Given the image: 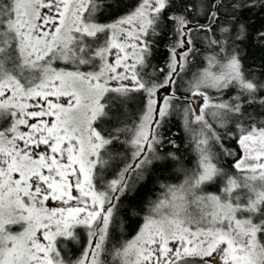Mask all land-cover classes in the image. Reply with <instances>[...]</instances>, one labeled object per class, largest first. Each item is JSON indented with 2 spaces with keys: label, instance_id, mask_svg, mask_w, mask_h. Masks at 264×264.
<instances>
[{
  "label": "snow or ice",
  "instance_id": "6c2138e0",
  "mask_svg": "<svg viewBox=\"0 0 264 264\" xmlns=\"http://www.w3.org/2000/svg\"><path fill=\"white\" fill-rule=\"evenodd\" d=\"M0 264H264V0H0Z\"/></svg>",
  "mask_w": 264,
  "mask_h": 264
},
{
  "label": "trees",
  "instance_id": "16d2710c",
  "mask_svg": "<svg viewBox=\"0 0 264 264\" xmlns=\"http://www.w3.org/2000/svg\"><path fill=\"white\" fill-rule=\"evenodd\" d=\"M173 131H176V129L174 128ZM182 150L184 151V155L188 157L187 161H186V166L191 168L193 166V161H194V156L191 154L190 152V148L188 150H184L183 146H182ZM183 179V174H176L170 182L172 183H179L181 180ZM158 192V189H157ZM144 195L149 196V197H153L154 195L152 192H147Z\"/></svg>",
  "mask_w": 264,
  "mask_h": 264
}]
</instances>
